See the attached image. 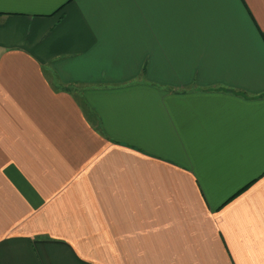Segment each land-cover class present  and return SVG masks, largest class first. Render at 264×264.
Wrapping results in <instances>:
<instances>
[{
    "label": "crops",
    "instance_id": "crops-1",
    "mask_svg": "<svg viewBox=\"0 0 264 264\" xmlns=\"http://www.w3.org/2000/svg\"><path fill=\"white\" fill-rule=\"evenodd\" d=\"M0 264H264V0H0Z\"/></svg>",
    "mask_w": 264,
    "mask_h": 264
}]
</instances>
